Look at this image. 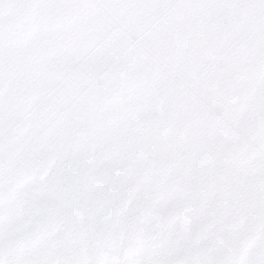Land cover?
Listing matches in <instances>:
<instances>
[{
	"label": "snow or ice",
	"instance_id": "obj_1",
	"mask_svg": "<svg viewBox=\"0 0 264 264\" xmlns=\"http://www.w3.org/2000/svg\"><path fill=\"white\" fill-rule=\"evenodd\" d=\"M0 264H264V0H0Z\"/></svg>",
	"mask_w": 264,
	"mask_h": 264
}]
</instances>
